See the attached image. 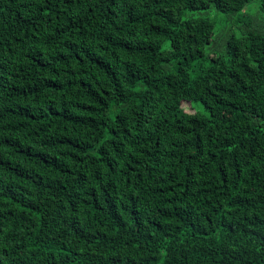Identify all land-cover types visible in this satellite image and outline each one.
Returning a JSON list of instances; mask_svg holds the SVG:
<instances>
[{
    "label": "trees",
    "instance_id": "trees-1",
    "mask_svg": "<svg viewBox=\"0 0 264 264\" xmlns=\"http://www.w3.org/2000/svg\"><path fill=\"white\" fill-rule=\"evenodd\" d=\"M0 264H264V0H0Z\"/></svg>",
    "mask_w": 264,
    "mask_h": 264
},
{
    "label": "rangeland",
    "instance_id": "rangeland-1",
    "mask_svg": "<svg viewBox=\"0 0 264 264\" xmlns=\"http://www.w3.org/2000/svg\"><path fill=\"white\" fill-rule=\"evenodd\" d=\"M194 110H195V111H196V110H201V109H200V106H199L197 103L194 104Z\"/></svg>",
    "mask_w": 264,
    "mask_h": 264
}]
</instances>
